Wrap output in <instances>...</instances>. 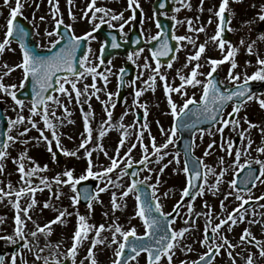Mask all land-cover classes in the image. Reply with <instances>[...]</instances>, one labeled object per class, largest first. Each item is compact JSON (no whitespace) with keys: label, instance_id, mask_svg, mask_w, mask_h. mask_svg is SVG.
<instances>
[{"label":"snow or ice","instance_id":"snow-or-ice-1","mask_svg":"<svg viewBox=\"0 0 264 264\" xmlns=\"http://www.w3.org/2000/svg\"><path fill=\"white\" fill-rule=\"evenodd\" d=\"M33 2H35V0H33ZM234 2L240 3L242 0H234ZM48 3L51 7L54 27L51 31L46 30L45 34L48 37H56L55 40L50 42V47L56 50L50 55H42L38 51L40 46H29L27 40L29 32L24 25L17 21L18 15H23L22 9L24 3L22 0H15L14 7L11 6V0H4V4L9 6L10 11L9 17L6 20L5 35L3 39L0 40V56H2L6 50L15 51V49L11 48L12 40L15 37L19 43V48L21 49V60L13 67H9L7 62H5L4 67L7 68V71L4 72L3 75H0V93L8 95L14 101L15 105L19 107L20 112L22 113L25 108V100L18 98L17 91L18 88L25 89L31 78L32 99L31 107L29 109L30 116L28 118L22 114H18L14 120L9 118L6 139L0 140V173L4 171V160L9 156L8 150L10 145L15 144L18 140L25 146L30 143L28 139L20 140V137H25L33 128H38L37 121L32 119V117L37 115L40 116L45 127L39 128L40 136L33 139H35L37 143H40L41 141L45 142L48 151L52 153L53 158L55 159V153L52 151V144L55 141L57 147H60V134L57 132V128L64 124V117H57L56 115L57 109L62 108L66 117L71 116L67 104L61 100V96L66 98L69 103L75 99L79 104L80 110L83 114L85 130L80 134L81 142L76 150L69 151L62 147H60V150L67 156H75L78 158L80 150H84L85 158L87 159V166L84 172L79 176L74 175V169H69L62 174H57L51 181L47 177L41 176L39 177L40 184L34 185L32 177L41 171H46L47 165L41 167L40 164L32 160V158L28 156L27 148L25 147L24 151L20 152L18 158L14 160L18 165L17 171L20 174L21 186L19 189L14 190L11 182H9L7 186L8 191H5L4 187H0V201L5 197L11 198L13 195L16 197V215L14 217L15 230L13 236L6 237L8 242L17 244L23 241L22 249L28 251H32L33 247H36L37 251L34 252L36 260L42 261V264H53V259L40 255L44 249L39 248L38 244H32L28 239V236L25 234V228L27 226V221L32 220V215L29 213L37 204L35 199L36 192H42L45 188L51 189L52 184L55 183L58 186H66L70 189L73 193V195L70 196V202L73 207L79 205L83 199L87 201V207L90 212L93 210L94 202L103 203L100 199L101 193L116 189V191H111L110 197L113 212L122 207L118 200H123L131 194L134 196L136 202L135 215L133 218L138 217L142 221L143 233L138 234L136 226H131L130 228L125 229L118 221H113L107 226L102 223L97 227L96 225L89 224L88 217L80 215L77 211L75 214L77 215L78 226L72 237L73 243L62 257L60 255L54 256V264H65V261L69 260L71 264H77L78 248L89 238V233L93 231L95 235L91 239V247L88 249V253L84 258L85 260H89L90 264H98L95 253L93 252V249H96L98 245L116 246L114 248V258L112 259L111 264H134V262H137V257H140L141 254H145V264H173V258L177 248L183 247L186 252H191L193 250L191 247L183 245L182 241L185 238V234L192 230L195 220L201 215L204 216L206 224L203 239L200 243H202L207 250L200 255L197 260L191 262L184 260L181 261L180 264H213V261L220 253L221 249H227V255L232 259V264H236L232 250L238 245L233 244L232 241L221 232V229L227 225L228 231L231 232L232 228L238 222L245 221L248 212V208L245 206L253 199L251 194L252 187H255L257 182L264 183V179H262L264 178V160L247 159L242 164L240 162L242 151H244L245 155L248 154L247 151L243 149L235 151L233 164L238 169L236 175L239 176V173L246 168L248 171L243 176L241 184H238L236 178L229 182L230 190L224 195V199L220 202L221 211H225L224 201L228 200L229 196L235 197L237 206L229 212L226 217L219 218V223H213V210L208 205L207 201H205L204 207L208 210L203 213H197L195 216H193V206L189 203L188 212L186 214L187 218L184 221L188 227L176 230L172 227L174 224V219L172 218L173 212L178 216L180 214L179 210L182 207V203H177L173 208V212H165L164 206L161 203V196L158 195L159 187L162 183L161 176L164 174L165 169L170 165H175V172L183 173L186 177V187L182 190L181 201H183L185 197H191L194 201L197 196H202L204 194L206 186L208 191H211L214 195L219 191V187L223 182L226 173L229 171V168L220 167V170L217 172L215 167L205 163L203 157H198L194 154L196 147L195 137L197 133H199L201 140L205 133L214 135V133L211 132V129L200 128L198 127L199 124L203 122H211L214 126L218 125L216 131L221 136L219 147L224 150L228 156H233V148L235 147V142L233 140H224L225 128H228L229 126H231L232 131H237V135L241 138V142L247 137V149H251L252 147L253 141L250 132L253 128H258L259 125L248 120V117L245 116L243 117V120L248 124V127L246 129L240 128L239 113L246 103L254 99L257 100L260 107L264 109V98H259L256 93L252 91L250 86V82L252 81L264 82V58L260 56L258 51L254 52V47L257 41L253 40L247 45L246 51L248 55L255 54L257 56V70L251 75L245 72L243 79H241V74L239 72H235V69L238 67L236 56L239 52V48L244 46L245 40L242 37L239 41V46H237L231 41H227L224 37L226 30L235 31V29L230 27V17L233 16L234 13L229 7V0H221L218 11H215L214 13L219 21L215 34L211 36L209 40L199 44L198 47L196 46V39H198V36L194 39L193 36L189 35H173L172 39L177 42V46L174 47L169 39V33L164 29L161 21L159 19L155 20L158 31L147 40V43H151L152 41L158 42L157 46L150 50V56L154 60V67L146 57L143 68L145 70L151 69V72L147 79L144 80L145 87L135 89L133 100V105L135 107L143 108L144 120L141 122L139 113H135V122L132 125L126 126L123 124L124 116L128 115V111H126L121 116L118 124L112 123L113 110L116 105L111 101L113 96L119 95V92H107L106 95L108 99L106 101H101L107 119L102 121L101 130L98 133V142L96 146L92 148L89 147L93 140L91 118L95 113L91 110V99L95 96L96 99L99 100V93L101 92V89L97 87L95 81L97 77L102 78L106 87L109 83V75H115V73H112L110 68L105 71H98L97 66L89 60V55L87 54L83 55L78 60L77 51L80 49L81 43L85 40L90 41L96 39L93 33L96 32L101 25L109 24L110 26L115 27V25L112 24L113 21H123V23L119 24L120 31L123 32L125 24L129 23L130 20H135L137 9L141 7L140 0H128V9L131 10L132 16L127 20L124 19L123 11L115 13L107 7L97 6V0H90V3L87 4L86 11H84V17L89 18V13H91L90 20L93 23V28L83 36H77L74 33L68 35L62 33L60 28L61 25L64 24V20L60 13L59 0H55V2L54 0H48ZM178 3L180 4V7L173 10L175 13H178L181 10V7L191 8V3L188 2V0H178ZM203 3L204 0H201V12L203 11ZM72 4L73 0H68L69 15L75 20L76 17L71 10ZM36 6L39 7L38 4ZM159 7L164 8L165 4L161 3ZM209 11L211 12L212 9H209ZM226 11L229 13V18H226ZM97 14L100 15L98 16ZM163 15L167 17L168 13L164 12ZM107 17H110V19H106ZM40 19L43 21L45 17L41 16ZM171 19L176 21L177 24L186 22L189 32L201 33L205 31L203 25H200L198 28H193L192 19L186 18L185 21H180L175 15H173ZM257 19L264 22V5L261 6ZM97 20L99 23H96ZM253 22L254 21H246L245 23L250 25ZM208 23H212L211 17L209 18ZM67 27L70 28L71 25H68ZM65 40L67 42L63 46H60L61 41ZM258 40L264 41V32L260 33ZM184 41L192 44L195 49L194 54L187 57V63L184 67L187 68L189 64L193 63V61H195V64L192 67L191 72L188 74L177 72L180 84L174 86L169 83L168 76L162 72L164 64L162 63L161 58L169 57L166 66L168 69H171L177 56L170 54L179 53L181 48L185 47V45L181 43ZM209 42L217 47L222 52L223 56L221 59L208 58L206 62L210 67V71L205 74L200 71L202 65L199 61L201 56L206 52V47ZM107 43L108 41L106 40L104 45H107ZM135 43H140L139 37H137ZM111 47H120V44L116 41L114 35L112 36ZM87 51L90 54V47ZM103 51L104 46L101 48V53H103ZM143 52L144 48H139L130 53L127 56V59L136 63L134 57L138 58ZM225 62H230L231 64L227 77L231 87L225 85L222 81L217 80L213 75L216 73L217 68ZM99 63L101 65L104 64L103 55H101ZM108 63L111 64V61H108ZM78 64L83 67H78ZM250 65L251 61H247L246 66ZM16 69H19L22 72L19 86H17V84L6 85L3 82L4 78ZM65 73L67 75H64ZM124 73L125 69L121 68L119 70L118 87L125 86L126 81L124 80ZM89 76L92 77L93 83L91 85L84 84L83 90H81V88L78 87V84L82 80H86ZM201 76H206V79H200L199 77ZM69 77H72V79H69ZM157 78L163 82V87L167 101L170 105V113L174 118V123L171 128L167 130H165L163 126H160V132L165 137L163 143L157 144L156 137L151 136L150 143L145 144L144 132L147 130L150 133L151 130L147 123V103H141L139 98L149 88L152 91L156 90ZM137 79H139V76ZM127 84L128 86H134L135 81L127 82ZM65 85H69L70 88L65 87ZM197 86L201 89L199 99H197L194 92L192 95H189L188 93L189 87L196 88ZM57 93H59V95H57ZM173 93L183 98L182 104H178L173 99ZM81 97H83V102H81ZM230 102H232V110L227 113V118H225V109ZM85 104L88 105L89 111H85ZM26 120L30 127L25 126L23 131L19 132L17 136L11 135L13 129L17 125H24ZM68 122L74 123L72 120H69ZM137 126H139L138 132L135 131ZM117 127L121 130V138L115 150V155L109 156L108 152L103 147L102 141L108 131ZM182 128L192 133L191 143L186 145L183 158L181 157V152L179 150L169 151V146L175 145L177 133ZM46 131L51 132L52 139H49V137L45 135ZM132 132H135L136 142L132 143L124 152L123 156H121L120 149L125 147L126 141L129 139ZM260 132L264 135V128H260ZM138 144L142 146V155L139 160H135L132 156V152ZM215 144L216 141L213 140L207 146L203 153L204 157L211 154V150ZM256 151L264 154V146L258 147ZM93 152H102L109 160V165H100L97 167L93 162ZM168 157L171 158L167 159ZM166 159L167 162L164 163ZM25 161H29L32 165L29 170H26ZM224 163V157L221 156L219 158L218 166H222ZM253 163L259 165L258 175L256 170L251 167ZM135 164H138L141 167L137 168L136 171L130 172L129 169H132ZM156 166L159 167L157 168ZM117 170H119L117 177L113 180L112 174L117 172ZM145 171L148 172L149 175L143 176L142 179H139L138 177H140L141 173ZM153 174L156 177L155 181L149 183V181H152ZM125 176L131 177L130 183L127 185L121 183ZM209 176L215 177V183L209 184ZM90 178L99 181L103 186L101 187L100 185H97L95 188H92L91 186H84L82 188L78 187L81 186L83 181H87ZM41 185L43 187H41ZM61 195H63V193L59 191L53 193V197L57 200L60 199ZM162 195L166 197L168 192H164ZM22 196L30 197V203H28L23 209L20 207V199ZM256 199L264 200V196L257 197ZM123 206L126 207L127 205L124 204ZM50 207L55 208V205L51 204L49 201H45L44 208ZM260 207L264 208V204H261ZM56 211L58 212V215L43 225L33 221L35 230L30 233L33 238L40 235L45 237L51 235L52 225L57 223L64 224L65 218L73 215V213L69 212L67 208L62 210L56 209ZM21 212L24 213L23 218ZM41 212H43V209H41ZM252 214L255 216V211H253ZM104 215L107 216L108 213L105 212ZM0 223H3L2 218H0ZM249 223H260V221L253 219L252 221H249ZM209 230L211 235H209ZM105 231L111 233L110 241L108 240V237L102 236V233ZM240 244L255 245V247L259 249V255L264 257V240L257 239L250 228H246L241 234ZM46 247H52V245L48 244ZM55 247L58 249L59 244ZM126 249L130 250L127 254L125 251ZM254 255V253L249 254L245 258V264H255ZM20 258L23 260L22 253H20ZM0 264H5L3 256H0ZM11 264H17L16 254L11 257ZM24 264H27V261H24ZM80 264H84V260H81Z\"/></svg>","mask_w":264,"mask_h":264},{"label":"rangeland","instance_id":"rangeland-1","mask_svg":"<svg viewBox=\"0 0 264 264\" xmlns=\"http://www.w3.org/2000/svg\"><path fill=\"white\" fill-rule=\"evenodd\" d=\"M22 2L24 3V7L22 9L23 16L28 18L29 22H31V24L33 25L35 40L37 41L40 48H49L50 42L52 40H55L56 37H48L45 34L46 30L51 31L54 27L51 7L48 3V0H35V2H33V0H22ZM153 2L154 0H140V9L143 11V21L141 24V30L146 40H148V38H150L152 35H155L158 31L153 20ZM188 2L191 3L190 9L181 7V10L178 13L172 11V13H168L167 16L172 17L173 15H175L180 21H185L186 18L192 19L193 28H198L200 25H203L205 27L204 32L193 33L189 32L186 22L182 24H177L176 21H174V35H189L193 36L194 39L196 38V36H198V39H196V46L198 47L199 44L204 43L206 40H209V38L213 36L216 32L218 17H216L214 13L215 11H218L221 0H204L202 12L200 11L201 0H188ZM88 3H90V0H73L71 10L76 17V19L73 20L72 17L69 15L68 0H59V9L60 13L63 16L64 24L71 25L70 28L72 29V32L75 35H83L86 32L91 31L93 28V23L90 20L91 13H89V18L84 17V11H86ZM37 4L39 5V7L36 6ZM262 5H264V0H242V2L240 3H236L234 2V0H229V7L234 13V15L230 17V27L235 29V31H230V34L233 38V41L231 42L234 45L239 46L240 39L243 37L245 40L244 46H241L239 48V52L236 56L238 67L237 69H235V72H239L241 74V79H243V75L245 72L251 75L257 70V56L255 54L248 55L246 51L247 45L249 43H251L253 40H256L257 43L254 47V52L258 51L260 56L264 58V41L258 40V36L260 35V33H262L258 30V28H260V25L264 24V22H261L257 19L258 13L260 12ZM11 6H15V0H11ZM97 6L107 7L113 10L115 13L123 11L125 20L132 16L131 10L128 9V0H97ZM177 7H180L178 0L176 1L175 8ZM209 9H212V11L210 12ZM9 11V6L4 4V0H0V40H2L5 35L6 20L9 17ZM97 15L99 16L100 14ZM41 16L45 17L43 21L40 19ZM210 17L212 20L211 24L208 23ZM106 19H110V17H107ZM246 21L254 22L248 25L245 23ZM96 23H99V21L97 20ZM120 23H123V21L112 22V24L115 25V28H119ZM133 23L134 20H130L129 23L125 24L123 32L121 33L123 35L127 34L130 31V28ZM108 26L113 27L109 24ZM262 29H264V25ZM90 42L91 45H89L91 52L89 54V60L98 67L99 52L102 45V41L98 37H96V39L90 40ZM181 43H183L185 47H182L179 53H177V59L173 62V67L171 69H168L165 66L162 68V72H164L168 76L169 83L173 84L174 86H178L180 84L177 72L188 74L191 72V69L195 64V61H193V63L189 64L187 68L184 67V65L187 63V57L189 55L194 54L195 49L193 48L192 44H189L187 41ZM11 48L15 49V51L6 50L3 55L0 56V75H3V73L7 71V68L4 67L5 62H7L9 67H13L16 63L20 62L21 60V51L19 46L12 42ZM222 56V52L211 42H209L206 47V52L201 56V59L199 61L202 65L200 71L205 74L210 71V67L206 62L208 58L221 59ZM146 57L151 63L150 54L145 51L141 53L138 58L134 57V59L136 60V63L134 64L137 66V74L134 79L135 85H127L128 95L124 99L123 103L121 105H117L116 96H113L111 102L115 103L116 105L115 109L113 110L112 117V123L114 124H118L120 122L121 116L126 111H128V115L124 116L123 118V124L126 126L132 125L135 122V113L137 109H141L144 112L143 108H137L133 105V100L135 89L145 87L144 80L147 79L148 75L151 72V69L145 70L143 68V64L145 62ZM247 61H251L250 66H246ZM122 64L123 58L117 57L111 60V64L105 66L104 71L110 68L112 73H115V75H109V83L106 87L103 83L102 78L97 77L95 81L97 87L101 89V92L99 93V100H97L95 96H93L91 99V110L94 111L95 115L91 118L93 128V140L89 145L90 148L96 146L98 142V133L101 130L102 121L107 119L101 101H106L108 99L106 95L107 92L116 93L117 77L119 75V70L123 67ZM230 67V62H225L217 68L222 75L224 83L228 84H230L227 79ZM138 76L139 79H137ZM21 77V70L16 69L15 71L11 72L10 75L6 76L3 82L6 85L17 84V86H19ZM199 78L203 80L206 79V76H201ZM69 79H72V77H69ZM92 83V77L89 76L86 80H82L78 84V87L83 90L84 84L91 85ZM65 87L70 88L69 85H65ZM193 92L196 94L197 99H199L201 95L200 87H189V95H192ZM57 95H59V93H57ZM257 96L259 98H264V94ZM139 99L141 103H147L149 111L147 115V123L151 131L149 133V131L145 130L144 143L149 144L151 136L156 137L157 144L163 143L165 137L160 132V126H163V128L167 130L170 129L172 124L174 123V118L170 113V105L166 98L163 82L160 81L159 78H157L156 90L152 91L149 88L143 93V95ZM173 99L178 104H182L183 98L181 96L173 93ZM61 100L65 104H67L68 109L71 112V116L66 117L62 108L57 109V117H64L63 126L57 128V132L60 134V147L69 151H74L78 148L81 142L80 134L85 130L83 114L80 110L79 104L75 101V99H73L72 102L69 103L66 98L61 96ZM0 101L5 106V115L8 118L14 120L16 119L18 114H22L26 118L30 116V102H25V108L21 113L19 107L15 105L14 101L8 95L0 93ZM81 102H83V97H81ZM84 109L85 111H89V107L87 104L84 105ZM231 109L232 104L225 109V118L227 117V113L230 112ZM261 109L262 108L260 107L258 101L254 99L246 103L242 108L241 112L239 113L240 128L246 129L248 127V124L245 123L243 120V117L245 116L248 117V120L259 125L258 128H253L250 132V136L253 141L251 149H247V137H245L243 139V142H241V138L237 135V131H232L231 126L225 128L224 140L227 141L228 139H231L235 142V147L233 148V156H228L226 152L219 147L221 143V136L216 131L218 125H215L210 128L211 132L214 133V135L205 133L202 140L200 139L199 133L196 134L195 155L198 157H203L205 163L212 167H215L217 169V172L220 170V167H228L229 171L223 178V182L219 187V191L215 195L211 191H208L206 186L205 192L202 196H197L194 201H189L181 208L179 212L180 214L174 219V224L172 225L174 229L180 230L181 228L188 227V225H186L184 221L187 218L186 214L188 212L189 203H191L193 206V216H195L197 213H203L208 210L204 207V203L205 201H207L208 205L213 210L214 224L219 223V218L226 217V215L237 206V201L235 200V197L229 196L228 200L224 201L225 211L222 212L220 202L224 199V195L230 190L229 182L235 178V175L238 171V169L233 164L235 158V151L241 149L247 151V155H245L244 151H242L240 160L242 164L247 159L264 160V154H261L256 151L258 147L264 146V135H262L260 132V128H264V114H262V112L260 111ZM32 119L37 121L38 128H33L25 137H20V140L28 139L30 143L25 146L18 140L15 144H11L8 150L9 156L6 157L4 160L5 168L4 171L0 173V187H4L5 191H8L7 186L9 182H11V185L14 190L19 189V187L21 186L20 174L17 171L18 165L14 162V160L18 158L20 152L24 151L25 147L27 148L28 156L31 157L32 160L40 164L41 167L47 165L46 171H41L37 173V175L32 177L34 185L40 184L39 177L41 176L47 177L51 181L57 174H62L63 172L69 169H74V175L79 176L84 172L87 166V159L85 158L84 150H80L79 158L75 156H67L64 154V152H62L64 164L63 166H58L55 163L52 153L48 151L46 143L43 141L37 143L36 140L33 139L35 137L40 136V132L38 129L44 128L45 125L39 115L32 117ZM69 120L74 121V123H69ZM143 120L141 122H143ZM25 126L30 127V125L27 124V120L24 125H17L13 129L11 135L17 136L19 132L23 131V128ZM135 131H139V126H137V129ZM45 135H47L49 139H52L50 131H46ZM120 138L121 130L119 129V127L108 131L105 137L103 138V147L108 152L109 156L115 155V150L118 146ZM177 138L178 134L176 137V141ZM213 140L216 141V144L213 145L211 154L207 157H204L203 153L205 149ZM135 142V132H132V134L129 136V139L126 141L125 147L120 149L121 156H123L127 148ZM60 147H57L54 141L52 144V151H55V149L60 150ZM172 150H175V145L169 146V151ZM39 152H42L44 155L42 157L36 158V154ZM141 155L142 146L138 144L137 147L133 149L132 156L135 160H139L141 158ZM221 156L224 157L225 163L222 166H218L219 158ZM181 157L183 158L182 154ZM92 158L94 164L97 167H99L100 165H109V160L103 155L102 152H93ZM170 158L171 157H168L167 159ZM167 159L164 161V163L167 162ZM75 164H78V166H74ZM252 165L257 164L253 163ZM31 166L32 165L29 161H25L26 170H29ZM156 167L158 168L159 166ZM174 168L175 165H170L167 169H165L164 174L161 176L162 183L159 187L158 195L161 196V203L164 206L165 212H169L173 208L174 204L179 201V199L181 198L182 190L184 187H186L185 175L183 173L175 172ZM118 171L119 170L112 174L113 180L116 179ZM146 175H149V173L146 171L142 172L139 178L142 179L143 176ZM155 178L156 177L153 174L152 181H149V183H153L155 181ZM90 180L95 181L96 184L100 185L101 187L103 186L99 181H96L91 178ZM121 183L125 185L130 183L129 176L123 177ZM213 183H215V177L209 176V184ZM41 187L43 186L41 185ZM57 191L63 193V195L60 196L59 200L53 197V193H56ZM111 191H116V189H111L109 192L101 193L100 199L103 201V203L94 202L93 210L90 212L87 206H81L79 204L73 207L70 202V196L73 195V193L70 191V189L66 186L61 187L53 183L51 189L45 188L42 192H36L35 199L37 201V204L34 209L31 210L29 213L30 215H32V220L27 221L25 234L28 236V239L32 242L33 245L38 244L39 248L44 249V251L41 252L40 255L53 259V262L55 255H60L62 257L63 254L66 253L67 249L71 247L73 243L72 237L76 227L78 226V219L77 215L75 214L77 211L80 215H85L86 217H88V223L91 225H96L98 227L100 224L103 223L107 226L113 221H118L125 229L130 228L131 226H136L138 234H142V221L138 217L133 218L135 215L136 206L134 196L130 194L127 198H124L123 200H118V202L121 203L122 207L119 210L113 212L110 203ZM164 192H168V195L166 197L162 195ZM251 194L253 198L251 202H253V204L250 206H245L246 208H248L245 221L238 222L232 228L231 232L228 231L227 225H225L221 229V232L225 236H227V238L231 240L233 244L238 245L235 249L232 250L233 257H235L236 260V264H245V258L251 253L255 254V264H264V257H261L259 255V249L256 248L255 245L240 244V236L246 228H250L253 235L257 239L264 240V208L260 207L261 204H264V200L256 199L257 197H261L264 194V183L259 182L258 184H256L255 187L252 188ZM15 200L16 197L15 195H13L11 198L5 197L2 201H0V218L3 219V223H0V238H2L3 240V243H1L0 245V249H3V247L5 248L8 246L15 245L13 243L8 242V240L6 239V237L14 235V217L16 215ZM45 201H49L51 204L55 205V208H44ZM28 203H30V197L22 196L20 199L21 209L25 208ZM124 204H126L127 206L124 207ZM64 208H67L69 212L73 213V215L67 216L65 218L64 224L57 223L55 225H52L51 235L47 237L40 235L36 238H33L30 235L31 231L35 230L33 221H36V223L43 225L48 221L54 219L55 216L58 215L56 209L62 210ZM41 209H43V212H41ZM253 211H255L256 213L255 216H253L252 214ZM105 212L108 213L107 216L104 215ZM21 215L23 218L24 213L21 212ZM253 219L260 221V223L250 224L249 221H252ZM205 224L206 220L203 215H201L198 219L195 220V224L192 227V230L189 233L185 234V238L182 241L183 245H187L193 250L191 252H186L184 251L183 247L177 248L175 250V255L173 258L174 264L180 263L184 260H187L189 262L197 260L199 256L207 250L206 247L202 243H200V241L203 239ZM94 235V231L90 232L89 238L79 246L77 264H80L81 260H84V264H90V261L85 260L84 258L88 253V249L91 247V239L94 237ZM102 236L108 237L109 241L111 240L110 232L105 231L104 233H102ZM20 243H23V241H21ZM48 244L52 245V247H46V245ZM57 244H59L58 249L55 247ZM115 247V245H98L96 249H93L98 264H111V261L114 258ZM35 251H37L36 247H33L32 251L22 249L21 247L18 253L16 254L17 264H24V261H27V264H42V261L36 260L34 256ZM20 253H22L23 255V260H21L20 258ZM12 256L13 255L9 253L5 257V264H11ZM145 259V254H141L140 257H137V262H134V264H145ZM213 264H232V259L227 255V249L220 250V253L216 256L215 260L213 261Z\"/></svg>","mask_w":264,"mask_h":264},{"label":"water","instance_id":"water-1","mask_svg":"<svg viewBox=\"0 0 264 264\" xmlns=\"http://www.w3.org/2000/svg\"><path fill=\"white\" fill-rule=\"evenodd\" d=\"M161 3H164L165 4V7L164 8H160L159 7V5ZM153 6H154V9L156 11V14H155L156 19H159L161 21L162 26L169 33V39L171 40L173 46L176 47L177 46V42H175L172 39V36H173V34H172V25H173V22L172 21L171 22L170 21L166 22L160 16L161 10L165 9L167 11H171L173 8L168 3V0H166V1L165 0H157L154 3ZM17 21L20 24L24 25L25 28L28 30L29 36H28L27 40H28V43L31 45L30 47H36L37 44L32 39V27H31V25L29 23H27V21L23 17H21V16H18L17 17ZM140 21H141V11L139 9H137V12H136V24L134 25V27H133V29L131 31V34L127 37V40L124 43H120L118 41L119 35H118V33H115V32H113L108 37L107 36L104 37L108 41L107 45H104V51H103V53H101V55H103V58H104V63L108 62L111 59V57H113V56H115L117 54L129 55V52H130L131 48H134V50L136 51L137 49L143 48V47H149L150 49H152L155 46H157V44H158L157 41H154V42H151V43H147V44L144 42L143 37H142V35H141L140 31H139V27L137 25ZM60 31L62 33H64L65 35L70 34V30L67 27L63 26V25H61ZM95 33L98 34V35L100 34L102 36H105L106 35L104 33V30L103 29H98ZM113 35L116 37V41L120 44V47L119 48H112L111 47L112 36ZM137 36L140 38V43L139 44H136L135 43V40L137 39ZM225 36H226V33H224V37ZM13 39L17 40L15 37ZM66 42H67L66 40L65 41H61V45L60 46H63ZM55 50L56 49L46 50V51H43V52H40L39 50L38 51L42 55H50ZM86 54H87V40H85L84 42L81 43V47L77 51V59L79 60L83 55H86ZM170 55H175V53H172ZM168 59H169V57H162L161 58L162 63H166L167 64ZM78 67H83V66L78 64ZM131 71L133 73L134 72V69L132 68ZM126 73H128V72H126ZM64 75H67V74L65 73ZM213 75H214V77L217 80H220V76L218 74H215L214 73ZM30 80H31V78L29 79V83H28V85H27V87L25 89H21L20 91L17 92L18 98H20V99H25V98L32 99ZM250 86H251L253 92L264 90V88L261 89L260 86L257 85V84H255V83H250ZM124 96H125V91L123 89L121 91L120 95H119V101L120 102L122 101V99L124 98ZM190 107H192V106H190ZM3 112H4V108L0 104V140L6 139V132H7V128H8V119L4 116ZM211 126H213V124L211 122H203V123H201V124L198 125V127L205 128V129H208ZM179 132H180V139L178 140V142L176 144V148L180 152H183L184 153V150H185L186 145L188 143H191L192 133H190L189 131H187V130H185L183 128ZM55 157H56L57 162L59 164H62V157H61V154L59 153V151H57L55 153ZM140 167H141L140 165L133 166V168L132 169H129V171L130 172L131 171H136L137 168H140ZM255 170L257 172V169H255ZM247 171L241 173L237 177L238 184H241L242 178L246 174ZM257 175H258V172H257ZM95 185H96L95 183H91L90 186L93 188ZM190 199H191V197H185L183 199V201H181L180 203L183 204L185 201H188ZM81 201L83 203H87V201H85L83 199ZM175 216H176V213L173 212V217L172 218L174 219ZM209 235H211V234H209ZM18 248H19V246H16V248H13L12 251L13 252H16V250ZM7 251L8 250H5V251L0 252V256H3L4 257L5 254L7 253ZM125 251H126V254H127L130 250L126 249Z\"/></svg>","mask_w":264,"mask_h":264}]
</instances>
